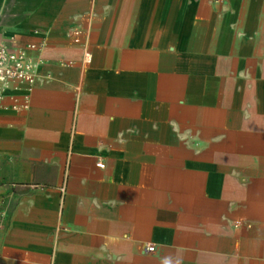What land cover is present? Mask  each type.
I'll use <instances>...</instances> for the list:
<instances>
[{
    "label": "crops",
    "instance_id": "crops-1",
    "mask_svg": "<svg viewBox=\"0 0 264 264\" xmlns=\"http://www.w3.org/2000/svg\"><path fill=\"white\" fill-rule=\"evenodd\" d=\"M0 44V264H264V0H0Z\"/></svg>",
    "mask_w": 264,
    "mask_h": 264
},
{
    "label": "built area",
    "instance_id": "built-area-1",
    "mask_svg": "<svg viewBox=\"0 0 264 264\" xmlns=\"http://www.w3.org/2000/svg\"><path fill=\"white\" fill-rule=\"evenodd\" d=\"M37 45H29L26 48H9L0 44V103L3 99V91L11 84L31 86L36 80L39 62L35 60L30 52L38 50ZM90 57L88 61H90ZM100 167H103L100 165ZM6 202L0 199V222L5 218ZM153 244H145L146 255L155 253Z\"/></svg>",
    "mask_w": 264,
    "mask_h": 264
}]
</instances>
